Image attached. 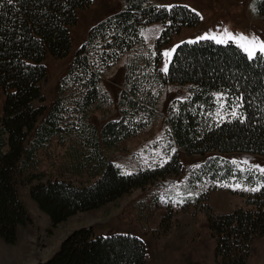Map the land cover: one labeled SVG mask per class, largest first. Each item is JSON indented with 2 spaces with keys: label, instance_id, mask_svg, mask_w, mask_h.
<instances>
[{
  "label": "trees",
  "instance_id": "16d2710c",
  "mask_svg": "<svg viewBox=\"0 0 264 264\" xmlns=\"http://www.w3.org/2000/svg\"><path fill=\"white\" fill-rule=\"evenodd\" d=\"M120 2L119 12L91 29L60 78L48 109L41 91L47 77L45 57L64 58L69 53L68 26L90 0H13L11 4L0 0V90L4 96L0 112V238L14 244L19 228L29 222L20 186H28L30 197L49 216L52 228L76 213L97 209L143 188L148 178L159 174L157 169L125 174L108 154L151 125L163 88L185 85L186 98L166 110L163 150L208 154L202 164L205 182L221 183L233 177L235 183H242L238 192L244 196V205L228 212L215 211L206 203L207 191L202 192L201 205L216 264H248L252 243L264 237V174L245 173L238 162L223 156L232 152L264 156V61H249L233 43L197 40L176 47L165 75L159 68L160 46L183 26L196 25L199 16L183 5ZM258 10L264 18V0L258 3ZM157 21L164 29L155 47H146L141 29ZM125 54L119 116L110 118L112 100L103 89L101 76ZM218 93L227 97L221 101L226 107L235 97L244 96L240 109L245 113L244 123L227 114L223 120L216 116ZM96 112L104 121L100 128L91 121ZM51 147L63 149L68 166L52 174L41 167ZM166 165L171 172L180 170L177 152ZM167 166L160 174L169 170ZM82 173L86 180L77 181ZM257 186L255 192L243 190ZM146 262L145 244L138 237L96 235L91 226H83L69 232L59 250L41 264Z\"/></svg>",
  "mask_w": 264,
  "mask_h": 264
},
{
  "label": "rangeland",
  "instance_id": "374dc122",
  "mask_svg": "<svg viewBox=\"0 0 264 264\" xmlns=\"http://www.w3.org/2000/svg\"><path fill=\"white\" fill-rule=\"evenodd\" d=\"M261 0H150L155 6L183 5L196 14L199 22L194 26H183L178 33L160 46L161 68L168 58L163 55L183 43L197 41V38L210 33H219L227 28L236 34H255L264 39V18L258 10ZM120 0H90L87 7L77 11L76 22L68 26L71 48L64 58H54L47 54L44 60L47 77L41 84L44 105L49 109L54 102L57 85L65 74L69 62L75 53L86 43L90 31L105 18L120 11ZM164 29L160 21L145 25L141 29L148 35H142L146 47L154 48L157 39ZM149 30H152L149 33ZM211 40V39H209ZM213 41V40H212ZM215 42V41H214ZM233 43L237 46L234 42ZM244 52V51H243ZM128 54L122 56L101 76L103 89L112 100L110 118H118L117 100L121 89L124 62ZM186 86H167L163 88L157 116L151 125L137 136L121 142L116 151L108 154L125 174L135 169L156 170L154 176L143 188L132 190L129 194L105 204L97 209L79 212L68 218L57 227L50 226V218L42 212L29 195L28 186H20L21 200L29 216V222L18 230L17 240L8 244L0 238V264H41L60 248L61 241L72 230L91 226L96 235L112 233L133 235L141 239L146 248V264H216L213 253V239L209 235L205 217L202 192L207 191L206 203L218 212H228L238 205H244V196L236 188L233 177L228 181L209 184L205 182L202 164L208 154H187L181 150H163L166 146L163 123L168 106L175 101L185 99ZM3 92L0 90V112L3 103ZM96 112L91 121L100 128V120ZM44 116L39 118V121ZM50 153L43 158L41 167L50 174L56 173L65 165L63 149L51 147ZM177 152L180 164L178 172H171L166 163L172 160ZM226 159L238 162L245 173L259 174L255 168L242 163L264 166V156L250 153H226ZM166 161V162H164ZM163 166H161V163ZM163 175L162 171H166ZM62 167V168H61ZM62 169V170H63ZM247 169V170H246ZM250 169V170H249ZM67 174L69 171L64 170ZM77 181L86 180L85 173L80 174ZM201 176L204 181L201 182ZM179 194V195H178ZM183 202H174L180 201ZM202 204V205H201ZM248 264H264V237L252 243L251 257Z\"/></svg>",
  "mask_w": 264,
  "mask_h": 264
},
{
  "label": "snow or ice",
  "instance_id": "6c2138e0",
  "mask_svg": "<svg viewBox=\"0 0 264 264\" xmlns=\"http://www.w3.org/2000/svg\"><path fill=\"white\" fill-rule=\"evenodd\" d=\"M9 4L13 3V0H7ZM199 15V13H197ZM152 30H149V33ZM145 37V40H147L149 37L144 32L141 33ZM213 40L217 44H226L228 42H234L237 44V46L244 51L249 61H255V60H261L264 61V39L260 38L259 36L252 34H240V33H232L227 28L222 29L219 33H210L205 34L197 38V40ZM196 41H189V43H195ZM178 47V46H177ZM175 48L166 51L163 53L165 57L168 59L165 60L163 66L160 68V71L163 72L165 75H167L170 71L169 65L171 63V57L172 54L175 52ZM218 102L217 110H216V116L219 117L220 120L224 119L225 114L230 115L233 120L238 119L240 123L245 122V113L243 111H240L244 107L245 98L243 95L235 97L233 101H231L228 106H225L223 100H227L226 96H223V94H215ZM228 108L231 109V111H228ZM173 151H175L173 149ZM166 162V161H164ZM161 163V166H163V163ZM235 164L236 161H233ZM242 163L249 165L250 168H255L259 171V173L264 174V166L258 165V164H250L249 161L245 160ZM243 171V169H241ZM236 188L241 187V183H237L235 185ZM243 190H251L253 192L259 190V186L252 187L251 189L244 188ZM179 195V194H178ZM174 202H183L182 199L180 201H174Z\"/></svg>",
  "mask_w": 264,
  "mask_h": 264
}]
</instances>
